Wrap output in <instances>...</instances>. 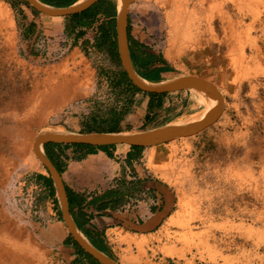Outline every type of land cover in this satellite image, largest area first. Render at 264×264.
I'll list each match as a JSON object with an SVG mask.
<instances>
[{
	"label": "rangeland",
	"instance_id": "374dc122",
	"mask_svg": "<svg viewBox=\"0 0 264 264\" xmlns=\"http://www.w3.org/2000/svg\"><path fill=\"white\" fill-rule=\"evenodd\" d=\"M24 1L0 0V264H78L56 191L50 196L35 179L48 173L34 141L45 127L81 133L84 120L101 122L122 108L126 93L115 88L120 67L94 46L102 15L76 40L65 17L35 13ZM127 17L130 43L144 58L160 55L168 73L210 83L218 111L186 135L144 147L133 169L119 165L128 145L81 160L65 148L66 187L92 200L120 190L121 180L132 188L131 173L141 171L170 188L173 200L158 246L148 249L152 262L264 264V0H129ZM80 71L84 85L72 96L42 83ZM131 97L121 131L159 127L191 105L190 91L165 92L145 122L148 96ZM196 102L195 112L209 106L198 92ZM143 186L125 208L146 195ZM91 212L92 224L104 226Z\"/></svg>",
	"mask_w": 264,
	"mask_h": 264
},
{
	"label": "water",
	"instance_id": "95a60500",
	"mask_svg": "<svg viewBox=\"0 0 264 264\" xmlns=\"http://www.w3.org/2000/svg\"><path fill=\"white\" fill-rule=\"evenodd\" d=\"M37 12L50 17H66L77 14L96 0H77L68 6H53L40 0H25ZM129 0H117L116 12V49L127 77L131 82L143 91L168 92L172 90H188L202 94L208 101V108L204 107L192 114L180 115L165 124L153 128L138 131L119 132H89L77 133L56 127L40 129L34 141V151L43 164L52 180L60 205V213L70 236L82 248L84 252L98 261L100 264H118L113 258L98 250L83 235L78 228L69 208L68 196L60 173L44 151L46 142H59L64 144H78L87 146H117L128 145L136 147H152L160 145L183 135H186L203 125L215 116L219 106V93L208 82L187 74L167 75L162 79H147L140 76L133 69L128 52L127 38V11Z\"/></svg>",
	"mask_w": 264,
	"mask_h": 264
},
{
	"label": "crops",
	"instance_id": "0c3cea01",
	"mask_svg": "<svg viewBox=\"0 0 264 264\" xmlns=\"http://www.w3.org/2000/svg\"><path fill=\"white\" fill-rule=\"evenodd\" d=\"M75 1L77 0H74V2ZM108 1L114 4L115 12H117V5H116L117 1L116 2L112 0H108ZM20 8L24 9L25 12L26 8L23 4L20 5ZM66 17H70V16H66ZM95 20L96 18L93 20L91 26L93 25ZM129 28L130 26L128 21L127 22L128 52L133 69L136 71V73H138L140 76L144 78L149 77L147 79H152V80L162 79L165 76L171 74L168 73L170 71L164 72L165 68H168L169 66L166 64L162 56L151 54L149 58L146 59L143 56L142 46L141 45L139 46L138 44L133 45L132 43H130ZM115 41H116V37H115ZM144 72H147L148 74L144 75L143 74ZM129 151L130 148L127 150V153ZM127 153L124 155L119 165H122V167L130 166L132 168L135 166L134 164H132V162L133 161L135 162L137 158H133L130 160V162H128ZM103 154H104L103 151L98 150L97 153L89 154L88 157L101 156ZM40 173L44 174L42 172ZM131 175L133 176L132 177L130 176V182L128 184H130L132 188L122 189L123 184L119 182L120 190H116L117 193L112 197L106 198L101 196V199L95 202V199L97 197L93 198L92 200H89V198H87L86 200L84 196L85 200L82 204L83 206L82 210L85 216L89 217L94 215L91 211H94V213L97 214L96 206L99 203L103 202L104 200L112 201L116 197H121L122 193L125 192L123 199L119 200L121 205H119L118 208L116 207L111 209L109 206L108 208L104 209L105 214L99 216L100 221L104 223V226L100 228V226L98 225L96 226L95 224H92V221L90 220V224L86 223L82 228L87 233V235L85 234L83 235L98 250L105 253L109 257L113 258L118 264H157L155 261L154 262L151 261V258L148 257L147 252L148 249L155 250V248L158 246L153 241H155L158 234L164 229V225L162 222H164L165 218H167L170 215L171 206L173 203L171 197L172 192L171 189L166 188L165 185L162 184V182L153 179L151 181L150 180L151 177H149V175L143 176V173L141 171L137 173L133 172L131 173ZM142 183L144 184L143 188L145 189L146 195H144V197H141L140 199L133 200L132 204L130 205L128 204V207L125 208L126 206L125 204L128 202V200L134 197V194L132 192H134V190L139 186V184L142 185ZM63 184L64 186H66L64 181ZM126 190L131 192L130 196L126 194ZM106 192H108V190L105 191L104 193ZM89 206H95V207L94 208L92 207L93 209H91L89 208ZM85 226H89L90 227L89 230ZM158 249H162V248L158 247ZM75 251H76V262L78 264H100L95 259H94L95 261H92L89 260L84 255H79L76 249ZM146 255L147 257H145Z\"/></svg>",
	"mask_w": 264,
	"mask_h": 264
},
{
	"label": "trees",
	"instance_id": "16d2710c",
	"mask_svg": "<svg viewBox=\"0 0 264 264\" xmlns=\"http://www.w3.org/2000/svg\"><path fill=\"white\" fill-rule=\"evenodd\" d=\"M44 3H47L49 5L53 6H66L74 2V0H41ZM24 3H26L24 1ZM27 4V3H26ZM14 6V4L12 5ZM35 13H38L36 10L33 9ZM98 15H103L105 19L100 22V24L97 27V34L95 36L94 46L101 51H104L109 55L111 58V61L118 65L120 67V72L117 75V79L115 82V88L124 89V92L126 93L125 100L123 103L122 108L117 110L116 108H112L109 110V116L108 118H103V120L96 121V119L90 118V120H84L82 122L83 130L81 133H89V132H119L121 131L119 129V122L122 119L123 115L128 113L130 110V104L131 99L136 92L142 93L146 96H148V112L145 114V122L149 121L151 118L150 111L154 108H160L162 106V96L165 92H148L143 91L137 86H135L131 80L127 77L126 72L123 70L121 66V62L117 53L116 49V41H115V23H116V12H115V6L112 2L108 0H96L93 4H91L89 7H87L85 10L81 11L78 14L72 15L70 17H66V32L73 34L75 33L76 40L81 37L84 33V28H89L93 22V20ZM32 31V24H30L29 28L27 29V36L29 35V32ZM87 41L84 40V43ZM171 71V68H165L164 72ZM149 78V77H145ZM139 130V129H138ZM67 147H72L74 151V159L75 160H81L88 154H94L98 150L103 151L107 154L108 157H111V149L116 148V146H101V147H95V146H87V145H78V144H64L59 142H46L44 144V151L49 157V159L52 161V163L57 168L58 172L61 174L64 170V160H63V150ZM130 151L127 153V160L130 162L133 158L139 157V152L144 149V147H136V146H129ZM67 157V156H65ZM36 181L46 189L50 196L55 195V190L52 184V180L49 175L36 173L35 175ZM122 184H124V181H120ZM67 196H68V202H69V208L70 212L73 215V218L78 225V228L80 231H82L83 234L87 235L83 231V226L86 223H90V220L92 216L86 217L82 208V204L84 202V196L81 194L70 191L65 186ZM126 190V194L129 196L131 195V192ZM117 193L116 190H109L104 194V197L109 195L113 196ZM125 192L122 193L121 197H116L112 201L104 200L103 202L99 203L96 206V212L97 215H104L105 211L104 209L108 208H118L120 204V199H123ZM99 199H101V196L95 199V202H97ZM104 199V198H103ZM124 204V203H123ZM58 216H60V213H58ZM59 220H61V217H59ZM70 236V235H69ZM72 243V245L77 250V253L79 255H84L89 260L95 261L94 258H92L90 255H88L86 252L82 250V248L73 240V238L70 236L68 239Z\"/></svg>",
	"mask_w": 264,
	"mask_h": 264
},
{
	"label": "bare ground",
	"instance_id": "6f19581e",
	"mask_svg": "<svg viewBox=\"0 0 264 264\" xmlns=\"http://www.w3.org/2000/svg\"><path fill=\"white\" fill-rule=\"evenodd\" d=\"M83 73L80 72H76L70 76H65L61 82L58 83H53L51 82V78L45 79L43 80V84L44 86H51L50 88V92L52 93H56L57 95H59L60 97H68V96H72L75 95L76 93H78L84 85V80H83ZM51 84V85H50ZM197 92L195 91H190V102L191 105L187 111L186 114H192L195 113L194 107L197 106Z\"/></svg>",
	"mask_w": 264,
	"mask_h": 264
}]
</instances>
